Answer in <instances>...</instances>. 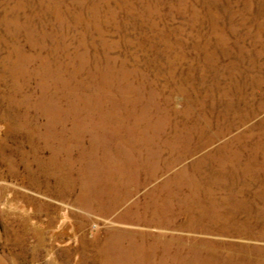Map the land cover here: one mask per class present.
Here are the masks:
<instances>
[{
  "label": "rangeland",
  "instance_id": "obj_1",
  "mask_svg": "<svg viewBox=\"0 0 264 264\" xmlns=\"http://www.w3.org/2000/svg\"><path fill=\"white\" fill-rule=\"evenodd\" d=\"M1 261L264 264V0H0Z\"/></svg>",
  "mask_w": 264,
  "mask_h": 264
},
{
  "label": "bare ground",
  "instance_id": "obj_2",
  "mask_svg": "<svg viewBox=\"0 0 264 264\" xmlns=\"http://www.w3.org/2000/svg\"><path fill=\"white\" fill-rule=\"evenodd\" d=\"M146 179H147V178H146ZM151 193H152V191L148 192L147 194H151ZM156 207H158V205H157ZM155 211H156V210H155ZM103 247H104L105 250H107V254H110V253H109V250H110V247H111V246H110V245H104ZM0 264H5V263L1 261Z\"/></svg>",
  "mask_w": 264,
  "mask_h": 264
}]
</instances>
